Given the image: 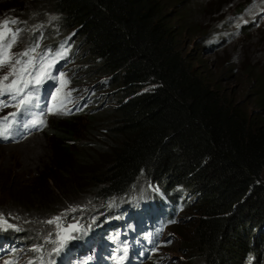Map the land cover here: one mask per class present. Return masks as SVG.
I'll return each instance as SVG.
<instances>
[{
  "label": "trees",
  "instance_id": "16d2710c",
  "mask_svg": "<svg viewBox=\"0 0 264 264\" xmlns=\"http://www.w3.org/2000/svg\"><path fill=\"white\" fill-rule=\"evenodd\" d=\"M49 1L62 32L79 41L80 56L93 65L101 88L117 92L103 116L115 141L112 158L102 173H91L97 203L129 200L128 210L155 208L169 224L177 208L195 211L191 249L203 264H263L264 120L248 117L240 104L214 89L194 55L185 54L184 31L174 23L180 14L167 13L163 0ZM248 79L259 84L256 103L264 110L262 78L249 74ZM55 135L69 143L73 133L58 128ZM86 153L76 156L91 161ZM22 192L13 194L19 209L4 215L34 214L40 220L59 210L56 203L35 201V193L26 200ZM120 206L102 213L124 220ZM7 220L19 231L0 230L3 255L41 243L37 227ZM95 236L83 234L79 246H90ZM72 251L62 252L63 263Z\"/></svg>",
  "mask_w": 264,
  "mask_h": 264
},
{
  "label": "rangeland",
  "instance_id": "374dc122",
  "mask_svg": "<svg viewBox=\"0 0 264 264\" xmlns=\"http://www.w3.org/2000/svg\"><path fill=\"white\" fill-rule=\"evenodd\" d=\"M163 1L167 13H171L173 17L180 14L181 17L174 20V23L184 31L181 48L185 54L194 55L195 66L201 69L209 84L214 89L221 90L235 104H240L248 117L264 120V110L256 103L259 84L248 79V75L252 74L262 78L264 83V0ZM51 17L57 19L52 20ZM5 19H17L21 22L9 25L13 29H35V26L42 25L34 35L32 32L22 33V36L32 35L33 39L43 34L38 52L46 48L59 50L61 46L67 50L53 72V75L64 73L65 76L60 80H48L41 87L40 107L34 108L32 114L28 115V119L44 120L45 125L25 130L14 139L0 140V213L7 214L19 209L15 208L12 201L13 194L21 191V195H26L23 197L26 200L35 193V201L44 202L47 206H55L56 203L59 209L52 215L47 212L45 218L40 220L34 214L22 219L5 215L7 219L37 227L38 233L41 232L38 241L43 243V237L50 230L55 231V228L54 225L41 223L42 221L61 214L69 205L85 206L83 211L69 213L61 223L66 226L78 220L87 229L86 232H73L72 235L77 238L69 240L61 253L53 254L51 258L47 250L52 245H45V264H48L49 259L60 264L62 257L59 256L66 248L71 247L78 252L79 238L82 239L83 234L93 236L100 233L103 226L113 222L119 215L114 217L103 214L102 211L120 204V209H123L121 216L126 219L129 200H106L98 204V189L94 190L95 187H92L96 185L92 182L91 175L92 172L102 173L112 158L115 141L110 134V120L103 116L110 111L109 106L114 105L112 99L117 92L101 88V80L93 74V65L86 57L80 56L83 52L79 49V41L72 33L62 32V20L49 0H0V22ZM24 48V43H18L12 52H20ZM72 52L76 53L74 58ZM89 71L92 72L91 75ZM4 72H7V68L0 70V75ZM65 79L68 81L66 85ZM69 91L72 103L66 107L72 109V114H44L46 106L59 105ZM13 111L16 108H4L0 110V117ZM58 128L69 129L73 133L69 143H62V136L57 138L55 134ZM67 143L69 153L64 149ZM86 151L93 162H83L76 156ZM90 152L96 157L91 156ZM139 184L141 189H146L145 182ZM148 190L152 192L149 184ZM174 217L173 223H163L156 235L155 249L142 264H203L191 249L193 229L199 214L179 207L174 211ZM100 219L108 222L99 223ZM119 230L120 228H111L106 233L113 234L114 238ZM35 255L39 254L24 249L14 255L8 252L1 255L0 264L13 259L18 264H25L26 260ZM73 255L77 256L78 253ZM72 259L74 257L71 256L70 260ZM247 264L259 263L250 261Z\"/></svg>",
  "mask_w": 264,
  "mask_h": 264
},
{
  "label": "snow or ice",
  "instance_id": "6c2138e0",
  "mask_svg": "<svg viewBox=\"0 0 264 264\" xmlns=\"http://www.w3.org/2000/svg\"><path fill=\"white\" fill-rule=\"evenodd\" d=\"M51 19L55 20L57 17H51ZM19 23L21 22L17 19H5L0 22V70L7 68V72L0 75V110L8 107L16 108V111L0 117V140L14 139L25 130L45 125V121L42 119H21V116L22 114L25 116L31 115L34 108L40 107V89L48 80H60L65 76L64 73L53 75V72L55 65L59 62V59L65 57L67 50L61 46L59 50L53 51L46 48L44 51L38 52L43 34L41 33L33 39L32 35L22 36V33L32 32L34 35L43 26H35V29L19 27L13 29L9 26ZM18 43H24L25 48L20 52H12L13 47ZM67 83L68 81L65 79L64 84ZM5 97L7 99H4ZM69 103H72L71 91L65 93L64 99L59 105L55 107L46 106L44 114L70 115L72 109L66 107ZM84 207L83 205H69L61 214L42 221L43 224L54 225L55 231L50 230L43 237V243H37L28 250L39 255L26 260L25 264H45L43 253L46 244L52 245L47 250L48 256L51 258L53 254L59 255L69 240L77 238L72 235L73 232H86L87 229L78 220L66 226L61 223L69 213L83 211ZM8 228H15L19 231V228L9 224L5 215L0 213V230H7ZM122 252L123 255L118 258L117 264L127 256V247L123 248ZM4 264H18V261L14 259L5 260ZM48 264H55V260L49 259Z\"/></svg>",
  "mask_w": 264,
  "mask_h": 264
},
{
  "label": "bare ground",
  "instance_id": "6f19581e",
  "mask_svg": "<svg viewBox=\"0 0 264 264\" xmlns=\"http://www.w3.org/2000/svg\"><path fill=\"white\" fill-rule=\"evenodd\" d=\"M153 217H157V216H153ZM168 219H169V217H161V218H160V220H161L162 222H166V221H168ZM144 224L147 225V226H149L150 228L153 227L152 224L149 223V222H144ZM1 243H2V244H5V241L2 240ZM87 250H89V249H87ZM142 254H144V253H142Z\"/></svg>",
  "mask_w": 264,
  "mask_h": 264
}]
</instances>
